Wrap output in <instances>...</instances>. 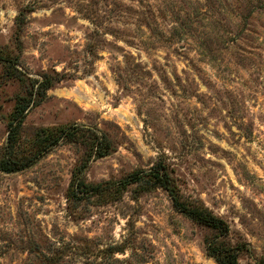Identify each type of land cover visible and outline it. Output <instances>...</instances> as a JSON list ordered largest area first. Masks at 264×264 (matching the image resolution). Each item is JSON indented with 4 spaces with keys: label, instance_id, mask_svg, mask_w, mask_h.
<instances>
[{
    "label": "rangeland",
    "instance_id": "obj_1",
    "mask_svg": "<svg viewBox=\"0 0 264 264\" xmlns=\"http://www.w3.org/2000/svg\"><path fill=\"white\" fill-rule=\"evenodd\" d=\"M0 48V158L15 100L31 102L22 165L0 170V264H218L208 241L264 264V0H0ZM42 126L78 131L32 157ZM93 130L110 147L88 159ZM159 161L226 235L160 187L67 207L75 165L96 183Z\"/></svg>",
    "mask_w": 264,
    "mask_h": 264
},
{
    "label": "trees",
    "instance_id": "obj_2",
    "mask_svg": "<svg viewBox=\"0 0 264 264\" xmlns=\"http://www.w3.org/2000/svg\"><path fill=\"white\" fill-rule=\"evenodd\" d=\"M140 4V1H138ZM33 8L27 9L28 11ZM138 30H141V23L148 25V20H143L144 12L139 8L134 10ZM26 15L25 12H18L15 16V23L20 26ZM0 48V60L9 63L8 56L2 54ZM30 98L24 100L17 97L13 105L12 111L7 122V140L6 153L0 158V170L9 172L19 169L22 165L21 161L11 158V154L15 149L18 141L19 130L23 119L27 113V107L30 105ZM88 130V129H85ZM78 129L76 126H42L34 133V149L33 156L38 157L52 149L54 146L65 140L75 137ZM89 149V158L95 159L106 155L109 151L110 143L107 138L97 130L90 132L87 139ZM86 162H81L73 167L70 179L65 190V198L67 207L70 210L79 209L81 205L90 203H106L120 199L130 185H138L141 190L152 187H160L164 189L175 209L191 218L192 220L216 229L222 235H226L229 230L228 224L223 218L212 213L199 200L183 195L178 187L176 178L171 174L168 165L164 162H156L149 169H135L127 175L117 180H106L92 183L84 178V170ZM206 250L209 255L218 264H237L239 255L242 251L240 245L226 244L222 241L206 242Z\"/></svg>",
    "mask_w": 264,
    "mask_h": 264
}]
</instances>
